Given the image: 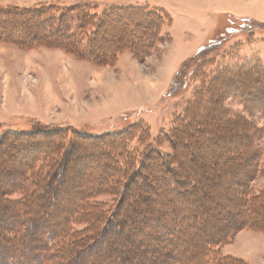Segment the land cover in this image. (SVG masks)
<instances>
[{
	"label": "trees",
	"instance_id": "obj_1",
	"mask_svg": "<svg viewBox=\"0 0 264 264\" xmlns=\"http://www.w3.org/2000/svg\"><path fill=\"white\" fill-rule=\"evenodd\" d=\"M55 11L53 6L0 8V34L17 35L15 26L20 23L23 32L18 36L24 37L20 45L41 42L67 46L81 54L91 53L97 43L95 35L103 28L109 33V23L117 20L114 16L121 14L125 20L128 13L136 16V29L131 34L138 39L125 40L124 45L127 28L126 22H121V28L117 27L121 32L118 37L122 38L119 44L134 48L143 56L158 37L164 20L160 13L123 7L110 8L101 15L91 13L87 7L72 8L66 14L61 12L62 16ZM139 15L144 22L138 20ZM137 29L140 34L135 36ZM99 48L105 50L104 44ZM100 55L95 53V57ZM178 75L170 88L174 93L185 81ZM197 98L185 106L182 116L174 118L170 131L162 135L172 154L162 153L151 143H146L138 156L128 154L135 139L146 140L149 135L147 128L134 125L111 135L38 125L29 132L0 134V181L5 175L9 180L0 189V244L9 251L0 250V264L10 254L11 264H24L26 243L30 247L26 258L29 264H140L145 259L151 264H246L217 255L215 249L231 241L235 232L264 231V188L247 194L250 183L263 171L258 167L259 152L248 134V123L221 119L220 102L206 110L202 118L197 117ZM237 122L240 125H232ZM237 132L240 137H232ZM229 137L233 139L217 144ZM188 139L194 146L190 153L178 150L176 143L186 146ZM232 151L236 154H230ZM72 157L74 164L68 168ZM202 157L207 162L196 164L195 159L204 161ZM86 161L91 163L85 170ZM73 167L78 175L70 174ZM210 175L213 181L220 179V187L214 188ZM70 176L77 185L75 197L68 192V181L63 184ZM224 177L226 180L221 181ZM197 181L204 183V191ZM207 191H213L214 197H207ZM14 192L20 194V199H3ZM109 192L117 197L112 208L105 209L94 202L95 197ZM208 198L214 207L202 206ZM221 199L223 204L219 203ZM55 204L62 210L59 219L39 224ZM219 210L227 214L226 221ZM49 213L57 215L54 211ZM80 224L84 229L75 230L74 225ZM178 240L184 243L180 245ZM124 245L128 246L126 251L138 254L136 261L119 256Z\"/></svg>",
	"mask_w": 264,
	"mask_h": 264
},
{
	"label": "rangeland",
	"instance_id": "obj_2",
	"mask_svg": "<svg viewBox=\"0 0 264 264\" xmlns=\"http://www.w3.org/2000/svg\"><path fill=\"white\" fill-rule=\"evenodd\" d=\"M49 6L55 7L57 16L76 7L91 8V13L97 15L110 8L123 7L160 13L164 20L161 21L158 37L143 56L134 48L126 49L119 44L122 39L118 37L121 22H126L127 28L122 43L138 39L131 34L136 29L133 24L137 21L136 16L128 13H125V20L121 19V14L114 16L117 20L109 23V33L103 28L95 35L97 43L91 53L86 51L81 54L67 46L41 42L20 45V40L24 38L18 36L23 32L20 23L15 26L14 33L17 35L8 37L0 34V134L29 132L38 125L48 129L71 128L90 135H111L134 125L147 128L149 135L146 140L135 139L127 149L128 154L140 155L146 143L158 146L164 154H172L169 143L163 140L162 135L170 131L174 118L182 116L185 106L198 97L195 105L197 117L202 118L206 110L217 107L215 103L220 102L221 119L249 124L248 134L254 139L259 152L258 167L263 171L250 183L247 194L263 190L264 0H0L2 9L25 10ZM137 18L145 21L141 15ZM137 34H140L138 29L135 36ZM102 44L106 51L99 48ZM96 52L102 55L95 57ZM177 73L178 78L185 77V81H181V86L174 93L170 88ZM215 96L218 98L214 100ZM234 135L240 137L239 132L233 133L232 137ZM229 139L233 138L221 139L217 144L226 143ZM176 145L178 150L185 149L188 153L194 147L189 139L186 146ZM230 154L236 153L232 151ZM195 160L198 165L207 162L206 159ZM72 163L73 157L68 168ZM90 163H83L84 169L86 165L90 168ZM74 170L75 167L70 170V174L74 173L72 176L78 173ZM85 170L81 171L84 173ZM212 175L210 182L214 188L220 187V179H216V183ZM7 177L5 175L0 181L1 190L5 188L4 181L9 182ZM224 180L225 177L221 181ZM65 183L73 196L77 188L74 177L70 176L64 180ZM196 184L204 191L203 182L197 181ZM213 191H207V197H214ZM110 193L95 197L94 202L105 209L112 208L117 197ZM3 199L16 201L20 199V194L14 192L9 197L3 196ZM215 200H218L216 196ZM212 202L210 199L203 200L202 206L211 207L215 204ZM219 203L224 201L221 199ZM53 211L57 215L49 213ZM60 211V206L55 204L50 211L48 209V213H44L39 224L59 219ZM218 212L225 219L227 214L222 210ZM74 229L80 231L84 226L74 225ZM240 232H235L231 241L218 246L215 249L217 255L223 256L222 250L243 248L245 251L241 252L244 254H253L256 249L247 248L240 242ZM256 241L253 246L260 249L259 245L264 240ZM178 243L182 245L184 242L178 240ZM26 244L22 260L24 264H29L26 258L29 257L30 247ZM0 245V250L9 252L4 245ZM123 247L119 256L136 261L138 254L126 251L127 245ZM0 257L2 261V255ZM11 257L12 254L3 257L2 264H11ZM148 261L145 259L140 264H151Z\"/></svg>",
	"mask_w": 264,
	"mask_h": 264
},
{
	"label": "crops",
	"instance_id": "obj_3",
	"mask_svg": "<svg viewBox=\"0 0 264 264\" xmlns=\"http://www.w3.org/2000/svg\"><path fill=\"white\" fill-rule=\"evenodd\" d=\"M238 238L247 248L256 249V251L253 254H244V252L241 251H245V248L237 251L222 250L223 256L239 259L246 264H264V241L262 242V245H259L260 249L253 246L254 241L264 240V233L244 230L239 233Z\"/></svg>",
	"mask_w": 264,
	"mask_h": 264
}]
</instances>
